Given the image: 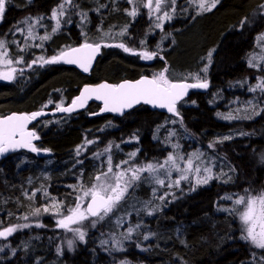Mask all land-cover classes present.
I'll return each mask as SVG.
<instances>
[{
    "label": "trees",
    "instance_id": "obj_1",
    "mask_svg": "<svg viewBox=\"0 0 264 264\" xmlns=\"http://www.w3.org/2000/svg\"><path fill=\"white\" fill-rule=\"evenodd\" d=\"M16 1L7 4L0 20V40H7L11 31L27 18L49 20L53 9L62 2ZM124 1L74 0L78 7L67 8L60 28L50 35L48 42L36 49L25 48L17 55L14 51L13 60L23 58L24 63L14 64L17 69L14 80L0 82V117L11 112L51 109L63 97L66 100L74 97L83 84L152 77L165 68L180 71L178 79L182 80L179 81L189 77L190 82L193 80L190 74H199L208 81V88L204 92L191 91L177 105V117L197 140V145H192L202 150L216 136L246 133L214 142V151H208L216 153L221 160H216L214 167L220 166L222 160L230 167V177L227 181L213 180L201 185L188 180L170 191L160 188L155 193L157 197L165 192L169 195L163 202L157 199L145 208L153 195L147 183L139 184L114 213L88 231L83 243L57 256L55 243L59 231L53 227L50 217L41 218L43 208H50L53 199L61 202V208L73 205L79 186L90 182L94 173L99 172L100 162L92 158L93 154L110 144L122 146L114 155V163L131 150L137 153L133 159L135 164L166 159L168 149L152 138L163 121L176 115L167 116L139 106L120 118L90 117L98 109V105L90 103L82 112L60 117L63 121L59 124H41L49 120L43 119L32 127L40 139L36 147L47 150L44 152L48 155L39 158L21 151L0 162V230L11 225L17 228L9 239L0 240V264H264V250L241 239L238 217L220 210L226 194L242 195L245 189L254 194L264 191V160L261 159L264 113L233 122L216 117L217 111L234 110L244 104L250 96L246 87L254 84V76L264 79V70L256 71L247 65L256 37L264 31V17L259 14L264 0H220L212 11L198 18L191 15L181 18L183 15L175 14L176 18L161 31L147 38L148 14L140 7L143 10H139L136 18L127 20L129 9ZM81 13H87L83 18L89 22L90 31L101 28L104 34L114 35V39L100 43L101 55L86 73L60 62L42 65L38 57L51 58L60 50L84 43L77 25V16ZM116 19L115 27L111 21ZM120 25L126 27V32L118 35L117 40L115 31ZM194 27H197L195 32ZM109 43H123L136 53L147 51L158 55L145 60L121 48L103 46ZM205 67L206 73L202 71ZM20 69H23L22 75ZM261 97L264 98V93ZM86 139L93 141L94 146L88 148L83 163H77L81 158L74 151ZM131 141L132 145H126ZM36 208H41L40 215H35L31 223L26 222L24 217L34 215ZM153 209V214L147 215ZM24 224L29 227H17ZM136 224L140 227L135 228ZM130 225L135 230L125 239ZM145 235L150 238L144 240Z\"/></svg>",
    "mask_w": 264,
    "mask_h": 264
},
{
    "label": "snow or ice",
    "instance_id": "obj_2",
    "mask_svg": "<svg viewBox=\"0 0 264 264\" xmlns=\"http://www.w3.org/2000/svg\"><path fill=\"white\" fill-rule=\"evenodd\" d=\"M11 0H0V20L3 19L6 11V5ZM129 4H143L147 8L149 18L151 19L153 14H156L157 21L167 20L170 21L175 12L176 0H127ZM220 0H188V3L196 9V15L203 14L205 12L212 11ZM168 6H171V12L168 10ZM68 7L76 8L74 0H62V2L53 9L51 13V19L56 21V25L52 28V32L55 33L61 26V19L66 14ZM104 7V5H101ZM260 10L264 13V5H260ZM127 11V10H126ZM137 8L133 7L128 12L130 16H136ZM83 17H87V13H81ZM42 17H38L35 23H29L31 18H28L24 23L28 24L27 36L32 39H39L41 44L43 41L49 40L50 35L36 36L35 24L42 20ZM66 22V21H65ZM244 23V21H242ZM157 28H163L161 23H156ZM23 32L22 29H17ZM126 32V27L118 35H123ZM105 36H109L110 33H105ZM258 40L264 41V35L258 37ZM100 43L85 42L79 47L69 48L68 50L61 51L58 55H54L51 58H45L43 56L38 57L41 64H55L63 62L66 64H75L79 66L83 71L88 72L91 67V63L96 54L101 48ZM104 47H118L125 52H132L139 55L142 59L151 60L158 55L156 52L141 51L136 53L133 49L126 47L123 43L120 44H104ZM23 51V49H21ZM212 53H209V59ZM163 59V57H160ZM264 59V58H262ZM255 57L249 60V67H259V64L254 63ZM37 61H32L35 64ZM13 63H24L23 58L13 60L8 56V49L5 41L0 40V65L8 68V71H0V80L12 81L15 79V73L17 69L12 67ZM30 66V65H29ZM20 74H23V69H20ZM168 69L165 68L160 73L155 74L151 78L142 77L135 82L125 81L117 85H110L103 83L95 87H85L80 96L76 97L71 103L70 107H63L57 105V109L61 112H71L76 108H82L86 105L88 100L96 99L103 101V112H120L124 109L131 108L135 104H149L153 107L167 109L168 112L173 115L179 116L176 108L177 102L182 99L189 89L208 88V81L199 74H190L191 79L195 82L189 83L187 80L189 77H185L182 82H174L166 75ZM203 72H207V67L202 69ZM259 90L264 93V79H260L254 87H250L249 91L256 92ZM51 103V101H50ZM248 105L252 106V112L254 115H261L264 113V108L257 110L258 105H254L252 101H248ZM43 115V112H34L31 114H12L5 118L0 119V155H3L9 151H15L17 149H28L31 152H40L41 149L37 148L33 144V140L39 139L34 131L28 129V124L36 120L37 117ZM218 115H220L218 113ZM224 119H235L231 114L223 117ZM244 119H251L250 116L243 117ZM177 121H172L176 123ZM175 133H170L174 135ZM246 135V133H241ZM229 139V137H224ZM93 141L85 140V144H92ZM213 145H209L211 148ZM83 147V146H81ZM112 145H108L104 149V153L111 151ZM175 149L178 145H172ZM47 151V150H43ZM81 148H77V155H80ZM104 153H96L95 157L99 159ZM137 153L132 152L129 154L128 160H123L118 164H113L112 156L108 155L106 158V170L100 171L95 177V182L90 186L80 185V191L82 195L75 197V206L66 209L67 214L61 212V202H57L55 199L52 201V208L56 210L55 214L60 216L56 221L57 226L66 232L73 233L75 238L80 241L85 240V231L81 227H73V225H82L84 221L90 220L93 227L99 222L109 217L114 213V210L121 206V202L125 200L129 194V189H134L138 182L144 181L159 185L161 188L167 187H179L182 181L189 180L190 176H195V182L197 185L207 184L214 178L211 167H201L203 161H201L202 153L193 152L187 156L180 154L169 153L162 162H148L146 164H132L131 161L136 157ZM264 160V156L261 157ZM200 161V163H197ZM77 163H83V161H77ZM127 165V167H125ZM183 165V167L181 166ZM173 172L178 173V177L173 179ZM147 173V176L144 174ZM203 173V174H202ZM167 180V183H166ZM74 187V191H75ZM156 189H153V195L155 196ZM245 194H235L236 198L233 200V196L227 195L222 199L233 200L234 207L231 209L222 208L220 210L229 212L230 214L238 215L241 223V239L249 243L257 249L264 250V191L254 194L249 189L244 190ZM35 195V194H33ZM45 195L48 194L45 192ZM169 193L165 192L160 195L158 199L163 202ZM84 201V203H81ZM150 203V202H149ZM44 212H48L49 208L45 206ZM153 210L147 211V215H152ZM41 208H36L33 212L34 215H40ZM130 215V213H129ZM27 219V216L24 217ZM123 218H121L122 220ZM118 223L120 221L118 220ZM39 226V225H38ZM22 228L29 227L28 224L21 226ZM140 224H136L135 228H139ZM135 228L129 226L127 228V235L125 239H129L133 234ZM17 228L7 227L3 231H0V237L7 238ZM149 235L143 237L144 240H148ZM101 243H107L102 241ZM119 244V242H117ZM67 247L72 249L73 239L67 240ZM117 250H123L118 248ZM58 253L60 249H57ZM264 259V257H262Z\"/></svg>",
    "mask_w": 264,
    "mask_h": 264
},
{
    "label": "rangeland",
    "instance_id": "obj_3",
    "mask_svg": "<svg viewBox=\"0 0 264 264\" xmlns=\"http://www.w3.org/2000/svg\"><path fill=\"white\" fill-rule=\"evenodd\" d=\"M19 1H25V3H27L30 0H19ZM13 2H17V1L16 0H11L10 4H13ZM124 2L127 3L126 4V7H128V8H126V9H129L128 11H131L133 9V7H136L137 8V13H139V10L143 8L146 11V13L148 14V11L149 10L147 8H145L143 6V4H140V3H137V4H129L127 2V0H125ZM262 5H264V2L262 3ZM140 7H142V8H140ZM259 9H260V7H259ZM168 10L171 12V6H168ZM175 14H178L179 16L183 15L181 18H187L188 15H191L192 18H198L201 15H203L204 13L203 14H200V15H196V9L192 5H190L188 3V0H176L175 12L172 13V16L174 17ZM259 14L262 17H264V13H262L261 10H259ZM136 16L133 17V16H130V15L127 14L126 15V19L127 20H134L136 18ZM77 17H78V19H77L78 29L80 30V36H81V38H82V40H83L84 43L86 41L89 42V43H105L104 41L108 42V41H112V39H114V37H113L114 35H112V34H110L109 36H105L101 28H97L94 31H90L88 29V27H87V25H88L89 22L86 19H84L81 14H79V16H77ZM148 18H149V15H148ZM175 18H176V16H175ZM60 19L63 22L64 16L63 17H60ZM172 19L170 21H167V20L157 21L156 14L154 13L153 16H152V18L151 19L149 18V21H150L149 22L150 23V26H149L150 33L149 34H146L145 35V38H147L148 35H155L159 31H161V28H157L155 26L156 23H161L164 26L166 23L171 22ZM193 20L191 22H194L195 21V20L194 21ZM24 21L19 24V27H17V29H22L23 32L18 31L17 29L14 28L11 31V33L9 35V38L7 40H3V41H5L6 47L8 49V56L11 57V58H13L15 56L14 55V51H15V54L17 55L18 53L21 52V49L29 48V47H32V46L35 47V49H36V48L41 47L43 45V43L49 41V40L43 41V43L41 44V41L39 39L28 38V36H27L28 24L24 23ZM35 21L36 20H34L33 18H31V20L29 21V23H35ZM117 21L118 20L116 19L114 21H111V23L116 24V23H118ZM55 25H56V21L53 20V19H51V18H49V20L48 19L47 20L42 19L41 22L35 24L34 31H35L36 36L38 37V36H42V35H45V34L51 35L53 33L52 32V28H54ZM190 25H192V24H190ZM114 26L116 27L117 24L114 25ZM123 29H125V28L122 25H120L119 27L116 28V31H115V34H116L115 39L118 40V33H120ZM196 29H197V27H194L193 28V32H195ZM261 35H264V31L261 32V34H259L256 37L255 47L248 54V57H247V62H248L247 65L248 66H249V60L252 59L253 57H255V60L253 62L256 63V64H259V67H251V68L255 69L256 71L264 70V59H262V58H264V41L258 40V37H260ZM114 42H118V41H114ZM61 51H63V50H60L58 52V54ZM14 64L15 63H13L12 67L15 66ZM0 71H8V68L5 67V66L0 65ZM161 71H163V70H161ZM161 71H159L158 73H160ZM166 75L169 77V79H171L173 81L182 80L181 78L178 79L181 76L180 71H176L174 69H172V70L168 69ZM260 79L261 78L259 76H257V75L254 76V78H253V83L254 84H248V86L246 87V90L245 91L250 96L244 102L243 105H240L239 107H236L234 110H232V109L231 110H226L225 112L217 111L216 112V117L219 120H223V121H227V122H233V121H237V120H245L243 118L245 116H250L251 119L254 118L256 115L253 114V112H252V106L248 105V101H252L254 105H258L257 110H259L260 108H264V100H263L264 98L261 97L262 92H260L259 90H257L256 92H252V91H249V88L250 87H254L257 83H259L260 82ZM0 82H6V81L5 80H0ZM190 82L193 83L195 81L194 80H191ZM257 98L260 99V102L257 100ZM63 99L64 100H62L61 102L59 101L56 105H54L53 108H55L58 104L61 105V106H64V105L68 104L73 99V97L72 98H69L68 100H66L65 97H63ZM235 101H237V100H235ZM48 107H51V106H48ZM218 113L220 115H218ZM228 114H231L233 117H236V118L235 119H224L223 117L227 116ZM61 117H63V116H61ZM62 119L63 118H60V117H53V118H50L47 121L42 122L41 124H45V125L59 124L61 121H63ZM172 121H177V122L176 123H172ZM170 133H175V134L174 135H170ZM240 135H241V133H236V132L231 133V134H223V135H220V136H216L213 141L214 142H217V141L231 140V139H234V138H236V137H238ZM224 137H229V139H224ZM152 139L154 141L159 142L163 146V148L168 149V154L169 153H173V154H177L178 153L180 155L187 156V155H189V154H191L193 152H197V151L200 152V153H202V156H201L200 159H201V161H203V164H201V167L202 168L203 167H211L212 168V173L214 175V178L211 179L207 184H209L213 180H216V181L218 180L220 182L227 181L228 178L230 177V170L231 169H230V167H228V165L225 162H223V160H222L220 166L214 167V162L216 160H220V158H217L215 156L216 153L208 152L209 150L214 151L213 146L211 148L209 147L210 144L211 145H214L213 144L214 142L208 144V147L206 149H204L205 151L202 150L198 146L192 145V144L197 145L196 144V141L197 140L194 139L192 137V135L183 127V125L181 123V120L177 116L176 117L168 118L167 120L163 121V123L161 125H159L155 129ZM184 143H188L186 145V147H184ZM132 144H133V142L131 141V142L127 143L126 145L130 146ZM172 145H178V147H176L174 149L172 147ZM81 146H83V147H81ZM81 146H79L81 148L80 155H77V148L75 149L74 153H75L76 157L81 158V161H82V159L84 158V156L87 153L88 148L90 146H94V145L93 144H85L84 143ZM193 146H194V149L191 150L190 148L193 147ZM104 149H102L101 151H98L96 153H104ZM121 149H122V146H114V147H111V151L110 152H107V153H104L99 159H97L95 157V154L96 153L93 154L92 158L93 159H97V161L100 162L99 167L97 165H96V167H94L95 170L97 169V167H98V171L99 172L106 170V158H107V156L108 155H111L112 156V160H113L114 159V155L118 151H120ZM132 152H136V151H132L131 150L129 152L123 153L121 160H119L117 163H114V160H113V164L115 165V164L120 163L123 160H128L129 159V154L132 153ZM131 163L132 164H135L133 162V160L131 161ZM197 163H200V161H197ZM140 164H146V163H140ZM181 166L183 167V165H181ZM125 167H127V165H125ZM99 172H95L94 175L92 176V180L90 182L84 184V186L87 187V186H90L91 184H93L95 182L94 177ZM144 175L147 176V173H145ZM178 175H179L178 173L173 172L172 178L175 179V178L178 177ZM189 180L190 181L194 180V182H195V176H190L189 177ZM187 181H182L181 184L182 183H186ZM143 183H147L148 184V186L151 189L152 195H153V189H156V193H157L159 191V189L161 188L159 185H156L154 183L144 182V181L138 182V184H137L136 187H138L139 184H143ZM166 183H167V180H166ZM179 187H176V188H179ZM163 188H165V189H167V190L170 191L174 187H172V188L163 187ZM134 189H129V193L131 192V190H134ZM77 195H82V192L79 190L78 193H77ZM227 195H230V194H226L224 196H227ZM231 196H233V200L236 198V195H231ZM151 199L152 200H150L151 201L150 203L147 202V201H146V204L145 205L143 203H141L142 205H144V208L147 207L151 203H155L156 202L155 200H157L158 197L155 194V196L153 195V197ZM233 200L223 199V208H228V209L233 208L234 207ZM81 203H84V201H81ZM74 206H75V201H74V204L71 205V206H69V207H74ZM66 209L67 208H61L60 210H61V212H64L65 214H67ZM55 212H56V210L54 208H52V205H51V207L49 208V211L48 212H44V211L42 212L43 215H41V218L50 217L51 220L54 223L53 224V227L57 231H59L58 239H57V241L55 243V251L57 253L56 255L58 256V255L63 254L66 251L72 250L75 246H77L78 244H81L83 242L80 241L78 238H75L74 235H73V233L66 232L65 230H63V229H61V228H59L57 226L56 221L60 218V216L56 215ZM34 216L35 215H28L26 222H30L31 223V220L35 219ZM236 216L238 217V215H236ZM106 218L107 217H105V219ZM93 219H95V218H93ZM90 220H91V218H90ZM90 220L84 221L82 225H73V227H81L82 230L85 231V233H86L85 238H86V236L88 234V231H91L92 229H94V227L90 223ZM104 220L99 221L95 225V227L98 226L99 224L103 223ZM240 225H241V223H240ZM9 227H14L15 228V225H11ZM4 229L5 228H3L0 231H3ZM11 235L13 236L14 235V232ZM11 235H9L7 238L0 237V240H5V239L7 240V239H9L11 237ZM68 239H73V247H72V249H69L67 247V240ZM57 249H60V252L59 253H58Z\"/></svg>",
    "mask_w": 264,
    "mask_h": 264
},
{
    "label": "water",
    "instance_id": "obj_4",
    "mask_svg": "<svg viewBox=\"0 0 264 264\" xmlns=\"http://www.w3.org/2000/svg\"><path fill=\"white\" fill-rule=\"evenodd\" d=\"M81 45H82V44H81ZM81 45H78V46H75V47H79V46H81ZM75 47H72V48H75ZM67 50H68V49H67ZM101 52H102V49L100 48L99 52L96 54L95 58L93 59V61H92V63H91V67H92L93 64L97 61L98 57L101 55ZM60 63H63V62H60ZM63 64H66V63H63ZM67 65L74 66V67L77 68L80 72H82V73H86V72L83 71L79 66H77V65H75V64H67ZM91 67H90V68H91ZM90 68H89V69H90ZM142 77L151 78L150 76H141V77H139V78H137V79H135V80H122V81H119V82H117V83H111V82H107V81H100V82L95 83V84H83V85L79 88L77 94L73 97V99H72L68 104L64 105L63 107H70L72 101H73L74 99H76V97L80 96L81 92L83 91V89H84L85 87H95V86L100 85V84H103V83H107V84H110V85H117V84L123 83V82H125V81L135 82V81H137V80H140ZM174 82H182V81H174ZM187 82H188V81H187ZM189 83H191V82H189ZM205 90H206V89H200V88L189 89V90L187 91V94H186L182 99H180V100L177 102V104H176V108H177V105H178V104H180L182 101L186 100V99L189 97L191 91L204 92ZM90 103H94V104L98 105V107H99V108L97 109V111H95L94 113H91V114L89 115L90 117H100V116H105V115H111V116H113V117L120 118V117L124 116L126 113H128L129 111H131V110H133V109H135V108H137V107H139V106H146V107H148V108H149L150 110H152V111H155V112L161 113V114H163V115H167V116H173V114L170 113V112H168L167 109H162V108H158V107H153L152 105H149V104H143V103L135 104V105H133V107H131V108H126V109L123 110L122 113H120V112H103V111H101V109L103 108V101H101V100H96V99H91V100H88V101H87V103H86V105H85L84 107H82V108H76L75 110H73V111H71V112H61V111H59V110L57 109V107H56V108H51V109H43V110H37V111H34V112H43V115L37 117L36 120L31 121V122L28 124V129L31 130V131H34V129L32 128V126H34L37 122H39V121H41V120H43V119L52 118V117H61V116H66V115H71V114H76V113L82 112V111H84V110L88 107V105H89ZM34 112H31V113H34ZM31 113H24V112H11V113H9V114H7V115H4V116L0 117V119L5 118V117H7V116H9V115H12V114H31ZM34 132H35V131H34ZM37 136H38V135H37ZM38 137H39V136H38ZM39 140H40V139L33 140V144L36 146V144L39 142ZM21 151H25V152H27V153H29V154H31V155H34V156H36V157H39V158H40V157L47 156V153L44 152V151H40V152L36 153V152H31V151H29L28 149H23V148H21V149H17V150H15V151H9V152H7V153H5V154H3V155H0V162H1L2 160H4L5 158L9 157L10 155L15 154V153H18V152H21Z\"/></svg>",
    "mask_w": 264,
    "mask_h": 264
},
{
    "label": "bare ground",
    "instance_id": "obj_5",
    "mask_svg": "<svg viewBox=\"0 0 264 264\" xmlns=\"http://www.w3.org/2000/svg\"><path fill=\"white\" fill-rule=\"evenodd\" d=\"M19 5V4H18ZM38 123V122H37ZM106 137V136H105ZM102 139V138H101ZM106 139H107V137H106ZM102 141V140H101ZM103 142H105V139L103 140Z\"/></svg>",
    "mask_w": 264,
    "mask_h": 264
},
{
    "label": "flooded vegetation",
    "instance_id": "obj_6",
    "mask_svg": "<svg viewBox=\"0 0 264 264\" xmlns=\"http://www.w3.org/2000/svg\"><path fill=\"white\" fill-rule=\"evenodd\" d=\"M97 111V110H96ZM94 113V112H93ZM90 115V114H89Z\"/></svg>",
    "mask_w": 264,
    "mask_h": 264
}]
</instances>
